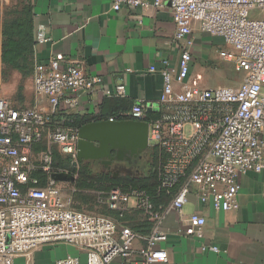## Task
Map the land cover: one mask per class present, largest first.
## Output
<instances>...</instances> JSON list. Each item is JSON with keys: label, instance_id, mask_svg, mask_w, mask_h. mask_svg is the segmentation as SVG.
Wrapping results in <instances>:
<instances>
[{"label": "built area", "instance_id": "obj_1", "mask_svg": "<svg viewBox=\"0 0 264 264\" xmlns=\"http://www.w3.org/2000/svg\"><path fill=\"white\" fill-rule=\"evenodd\" d=\"M176 24L175 41L181 54L176 66L163 61L159 73L163 85L160 111L146 118L143 102L108 121H146L150 146L159 148L157 192L172 195L170 209L181 213L191 195L214 210L227 212L239 207V179L264 169V0H168ZM162 0H113V10L161 9ZM202 33L221 38L231 51L220 57L233 63L243 80L236 87L201 88L190 82L194 61V24ZM44 26L35 31L36 45L49 43ZM78 62L56 53L35 66L36 97L46 99L49 110L39 106L19 109L0 98V264H27L35 252L56 245L83 250L86 261L67 257L50 264H169V256L158 246L168 240L161 227L166 209L158 208L145 189L123 192L113 189L110 210L127 211L130 202L153 222L144 235L118 221L72 209L64 184L78 179V130L55 122L62 107L74 108L79 99L102 86L103 79L89 77ZM109 98H126L120 83L105 90ZM50 139L51 149L35 152ZM53 148L69 158L73 168L56 167ZM39 175V176H38ZM74 178L58 182L54 176ZM133 200V201H131ZM191 231L199 233L206 219L189 217ZM143 242L139 248L135 244ZM203 252L220 253L215 245Z\"/></svg>", "mask_w": 264, "mask_h": 264}, {"label": "crops", "instance_id": "obj_2", "mask_svg": "<svg viewBox=\"0 0 264 264\" xmlns=\"http://www.w3.org/2000/svg\"><path fill=\"white\" fill-rule=\"evenodd\" d=\"M30 2L35 31L38 26H44L50 40L47 44L35 46L36 64L46 63L56 53H62L68 60L78 62L77 65L87 76L103 79L102 86L83 95L77 106L71 109L62 107L64 114L93 121L108 120L143 102L148 120L158 116L163 81L158 72L152 74L149 70H161L164 60L176 66L182 48L174 38L176 24L168 0H162L161 9L151 8L147 12L130 8L115 12L113 0ZM192 38L195 43L190 72L192 84L214 89L236 87L241 83L230 85L239 75L233 63L223 60L220 53L211 55L213 45L223 48L221 51L232 50L221 38L202 33L197 23L194 24ZM219 59L222 61L220 66ZM215 80V85L205 84ZM120 83L127 86L126 98L105 96L106 89ZM34 98L32 107L49 110L47 100L36 97L35 88ZM46 142H50L49 137L43 146ZM239 185V207L227 212L214 210L210 203L202 204L193 194L179 213L170 209L172 195L164 194L161 202L159 195L156 196L159 203L155 204L167 208L161 227L168 240L158 249L167 253L169 264H264V169L260 173L241 176ZM193 214L206 219V225L197 234L190 228L189 217ZM122 217L126 227L144 235L153 227V222L135 209V203L123 212ZM112 218L118 221L119 217L113 214ZM142 245L143 242H138L135 248ZM209 245L218 246L221 252H203L202 247ZM67 257L78 258L81 263L86 261L83 250L61 244L38 250L31 263L50 264ZM15 264L27 263L21 258ZM113 264H119V261Z\"/></svg>", "mask_w": 264, "mask_h": 264}, {"label": "rangeland", "instance_id": "obj_3", "mask_svg": "<svg viewBox=\"0 0 264 264\" xmlns=\"http://www.w3.org/2000/svg\"><path fill=\"white\" fill-rule=\"evenodd\" d=\"M31 6L30 0H0V98L10 102L16 108L24 109L34 105V73L36 62L34 52H28L21 55L16 64L4 62V30L8 22L19 20L23 17L26 8ZM255 15L263 16V13ZM35 41V30H34ZM223 48L213 45L210 48L211 55L217 56ZM220 61V59H219ZM220 61L219 66L222 64ZM237 79L230 85H237L243 80L242 74L238 73ZM209 86L217 84V81L205 83ZM202 88V87H201ZM50 142L39 147L35 152L47 151L51 149ZM56 150V154H57ZM157 155L153 146L143 154L139 166H131L127 162L116 163L111 169L97 163H89L92 175L99 182L93 187H87L77 190L75 185L64 184L66 194L72 200L71 207L74 210L95 216H104L112 218L115 214L118 223L125 226L122 222V216L117 212H111L108 208V199L113 188L114 182L102 181L101 176L106 174L115 182L127 183L134 178L146 180L151 176H157ZM156 168V169H155ZM133 201V200H131ZM133 202H130L132 205ZM114 219V218H112ZM115 220V219H114ZM117 221V220H116Z\"/></svg>", "mask_w": 264, "mask_h": 264}, {"label": "trees", "instance_id": "obj_4", "mask_svg": "<svg viewBox=\"0 0 264 264\" xmlns=\"http://www.w3.org/2000/svg\"><path fill=\"white\" fill-rule=\"evenodd\" d=\"M34 30H35V22H34V15L31 6L26 8L24 15L21 19L7 23L4 30V38H5L4 55H3L4 62L15 65L18 58L21 55L28 52H34V48L36 46V43L34 41ZM54 121L64 122V125L67 127L79 129L83 125L88 124L93 120L88 118H81L79 116L66 115L64 114L63 111H61L60 114L54 116ZM44 143L45 142L36 146V150L39 147H41ZM154 149L157 155V162L155 165V167L157 168L156 171L157 176L155 175L151 176L146 180L134 178L133 180H129L127 183L120 181L115 182L114 180L111 179L110 176L106 174H103L100 179H102V181L114 182V184L112 185L113 186L112 190L119 188L123 192H129L132 189H136V188L145 189L151 194L153 201L155 200L154 202L158 204L159 201L161 202L163 200L162 197L165 193L159 194L157 192V183L159 180L158 169L161 162V152L157 147H154ZM56 150H57L56 148H53L56 167L70 168L76 171L77 169L73 168L70 159L63 157L59 152H57L56 154ZM89 163L84 162L79 164V169L77 170L79 175L76 183L74 184L77 190H82L87 187H93L96 183L99 182L96 178L93 177L92 170L89 168ZM157 195H159L160 198L159 201L158 198H156ZM110 211L115 212L112 210Z\"/></svg>", "mask_w": 264, "mask_h": 264}, {"label": "water", "instance_id": "obj_5", "mask_svg": "<svg viewBox=\"0 0 264 264\" xmlns=\"http://www.w3.org/2000/svg\"><path fill=\"white\" fill-rule=\"evenodd\" d=\"M150 125L146 121H93L78 130V163L101 161L111 164L141 157L149 148ZM58 182H74L71 176L56 175Z\"/></svg>", "mask_w": 264, "mask_h": 264}, {"label": "flooded vegetation", "instance_id": "obj_6", "mask_svg": "<svg viewBox=\"0 0 264 264\" xmlns=\"http://www.w3.org/2000/svg\"><path fill=\"white\" fill-rule=\"evenodd\" d=\"M142 157H143V155L139 158H134L131 161H123V162H127V164H129L131 166H139L138 163L141 161ZM93 162L100 164L107 169H111L116 163H123V162H118V161L112 162L111 164H103L101 161H92L90 163H93Z\"/></svg>", "mask_w": 264, "mask_h": 264}]
</instances>
